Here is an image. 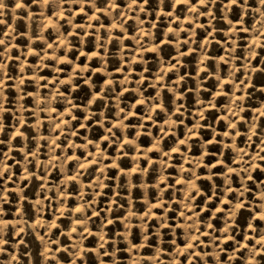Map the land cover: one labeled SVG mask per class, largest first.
<instances>
[{
  "label": "rangeland",
  "instance_id": "obj_1",
  "mask_svg": "<svg viewBox=\"0 0 264 264\" xmlns=\"http://www.w3.org/2000/svg\"><path fill=\"white\" fill-rule=\"evenodd\" d=\"M0 264H264V0H0Z\"/></svg>",
  "mask_w": 264,
  "mask_h": 264
}]
</instances>
